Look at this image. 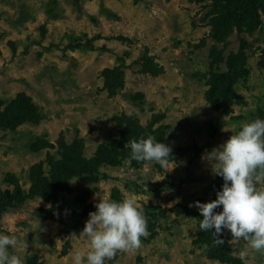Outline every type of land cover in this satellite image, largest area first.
<instances>
[{"label":"rangeland","instance_id":"1","mask_svg":"<svg viewBox=\"0 0 264 264\" xmlns=\"http://www.w3.org/2000/svg\"><path fill=\"white\" fill-rule=\"evenodd\" d=\"M257 117L264 0H0V233L24 264H72L96 202L128 195L148 235L105 264H264L192 206L223 184L205 154ZM149 135L168 170L130 159Z\"/></svg>","mask_w":264,"mask_h":264},{"label":"clouds","instance_id":"2","mask_svg":"<svg viewBox=\"0 0 264 264\" xmlns=\"http://www.w3.org/2000/svg\"><path fill=\"white\" fill-rule=\"evenodd\" d=\"M129 147L130 159L159 163L168 170L172 149L167 143L149 135L130 141ZM203 158L212 162L223 184L215 199L192 205L202 217L199 229L212 232L217 245L225 243L220 237L227 229L232 239L264 252V190L257 189L258 183H264V118L244 123ZM95 209L81 231L89 238V246L72 255V264H105L118 251L141 247V237L148 235L147 219L133 195L119 201L98 200ZM16 244L14 235L0 233V264H24L20 256L9 252V246ZM247 255V250L241 251L239 258L246 261Z\"/></svg>","mask_w":264,"mask_h":264},{"label":"trees","instance_id":"3","mask_svg":"<svg viewBox=\"0 0 264 264\" xmlns=\"http://www.w3.org/2000/svg\"><path fill=\"white\" fill-rule=\"evenodd\" d=\"M261 3V1H257L256 2V4H260ZM256 4H255V6H256ZM254 9L255 8H253V9H251V8H249V11L251 12V13H253L254 12ZM248 10V9H247ZM241 19H243V16H242V18ZM245 19V18H244ZM244 19H243V21H244ZM243 21H241V20H239V21H236L235 23L237 24V25H241L242 24V22ZM23 102L25 103V104H27V108L28 109H30L31 111H33V113H34V107H32L29 103H28V100L27 99H23ZM14 104H16V103H14ZM25 115H30V112H28V111H26V109H22L21 111H17V114L14 116V121L15 122H10L9 124H7L8 126H10L11 124L12 125H14V123H15V125H16V123H18V122H21V121H24V120H28V119H34V118H36V116H34V115H31V116H25ZM28 117V118H27ZM11 121V120H10ZM220 246L221 245H216V248H220Z\"/></svg>","mask_w":264,"mask_h":264}]
</instances>
